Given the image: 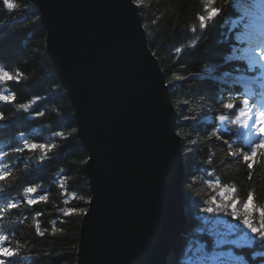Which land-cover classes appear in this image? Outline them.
<instances>
[{"label": "trees", "instance_id": "1", "mask_svg": "<svg viewBox=\"0 0 264 264\" xmlns=\"http://www.w3.org/2000/svg\"><path fill=\"white\" fill-rule=\"evenodd\" d=\"M132 1L139 9L150 50L164 73L178 116L177 133H180L186 171L183 206L187 225L166 264H186L197 244H205L207 248L213 246L209 223L224 216L203 211L205 206H210L213 197L219 199L221 189L214 183L210 187V181L219 178L221 184L235 187L236 198L242 203L253 193L254 206L264 208V154H261L264 150L257 153L254 166L249 169L242 158L230 154L249 149L237 142L236 124L225 123L223 131L215 118L219 114L217 101L221 96L239 98L243 92L234 81L242 79V74L248 70L249 61L242 51L243 43L239 42L248 34L241 31V26L232 29L231 24L234 19L248 17L251 6L245 0H214V3L209 0ZM14 2L18 7L10 11L0 0V66L7 65L9 71L25 73L19 85L8 86L17 101L27 102L37 96L45 99L29 112L7 111L5 121L0 122V141L9 146L8 162L12 166L11 177L3 188L6 195L20 201L23 188L31 182L48 195V200L31 208L21 202L10 218L5 214L4 225L13 231L11 242L14 247L18 246V257L26 259L21 264H77L80 229L89 204L80 197L91 200L85 168L88 154L77 136L69 96L47 55V33L38 10L30 0ZM206 6L218 8L220 12L205 29L200 27L197 17L208 14ZM193 26L195 33L191 32ZM189 37L196 44L194 49L184 47ZM177 48L183 51L177 52ZM200 74H210L220 80L199 78ZM3 107L12 109L15 106L5 104ZM35 109L45 115L35 117L31 114ZM217 129L219 140L211 136ZM58 131H63L68 139L56 137L54 133ZM23 137L35 143H56L58 147L49 153L51 158L41 164L39 151L16 152ZM224 140L232 148L224 144ZM58 181L64 183V190ZM242 203L238 205L241 214ZM3 206L4 201L1 208ZM70 208L80 211L65 216L63 213ZM37 211L41 213L39 217ZM259 219L256 213L257 225ZM37 222L41 230L47 229L44 236L36 234ZM233 251L248 264L264 263V242L257 235L251 247H234Z\"/></svg>", "mask_w": 264, "mask_h": 264}, {"label": "water", "instance_id": "2", "mask_svg": "<svg viewBox=\"0 0 264 264\" xmlns=\"http://www.w3.org/2000/svg\"><path fill=\"white\" fill-rule=\"evenodd\" d=\"M68 94L91 203L77 264H166L187 225L177 112L132 0H30Z\"/></svg>", "mask_w": 264, "mask_h": 264}, {"label": "snow or ice", "instance_id": "3", "mask_svg": "<svg viewBox=\"0 0 264 264\" xmlns=\"http://www.w3.org/2000/svg\"><path fill=\"white\" fill-rule=\"evenodd\" d=\"M210 3H214V0H209ZM261 3L264 4V0H261ZM3 6L10 11L17 9L18 5L14 0H3ZM251 6V5H250ZM205 11L207 15H200L197 19L200 22L201 28H207L208 22L215 19L219 15L220 9L215 7H207ZM177 52L183 51V49L177 48ZM249 64H255L257 61L264 63V38L260 39L259 42L254 43L249 49ZM25 73L15 70L9 71L7 65L0 66V88L4 86L19 85L24 78ZM41 99L44 97H34L27 102L17 101L16 95L8 91H0V122L5 121L6 112L9 110L29 112L30 109H33L34 105H37ZM185 105L187 101L183 102ZM13 105L12 109L3 107V105ZM217 108L219 109V114L216 115V119L221 123V125L236 124L242 129H252L254 128L255 134L264 137V103L259 107L250 102L249 98L245 96L242 99L221 96L217 101ZM35 117H42L45 115L44 112L35 109L31 112ZM232 117H235L233 120ZM54 135L59 137L62 140L68 139L67 135L63 131L55 132ZM180 135V133H177ZM211 136L217 140L221 139L219 129L213 131ZM224 144L228 145L229 148H232V145L229 144L227 140L223 141ZM251 147L247 150H241L239 152L232 151L230 154L234 157H240L243 159L246 166L251 169L254 166L255 157L258 152L264 150V139H258L254 143L249 140ZM58 147L56 143H28L25 142L23 147H17L16 152H21L23 150L28 151H39V163L44 164L46 160L50 159L49 153L55 150ZM239 147V146H237ZM261 154H264L262 152ZM86 162V161H85ZM211 163V161H209ZM47 166V165H46ZM64 170L61 169V172ZM211 175V173H209ZM11 173L5 168L0 169V184H4L9 181ZM67 179V174L65 175ZM59 187L64 190V183L58 181ZM215 184L216 188L221 189L219 192V199L213 197L210 202V206H205L203 211L209 214H225L235 217L244 227H246L251 233L256 234L260 241L264 242V208L257 209L254 206V194L249 193L246 201L243 203L236 198L237 189L232 186H225L221 184L219 178H215L213 181L209 182V186ZM215 191V189H213ZM4 189L0 188V193H3ZM66 194V192H65ZM75 195V194H74ZM4 206L0 208V221L5 220V214H12L13 210H17L21 206V202L29 206L30 208L38 203L47 202L48 195L41 191L40 187L29 182L27 186L23 188V194L20 201H15L12 199L10 194L4 195ZM81 200H84L85 203H91L89 200H85L83 196L80 197ZM208 202H206L207 204ZM242 203L243 213L238 212V205ZM79 209L70 208L65 211L63 214L65 216H71L74 213L79 212ZM259 214V224L257 225L254 216ZM41 213L36 212V216L39 217ZM55 223V222H53ZM6 227V225H5ZM45 230L40 229L39 222L36 223L35 231L39 236H44ZM55 234V233H53ZM11 234H5L0 231V264H16V257L19 256L18 246L13 247L10 245L9 241Z\"/></svg>", "mask_w": 264, "mask_h": 264}, {"label": "rangeland", "instance_id": "4", "mask_svg": "<svg viewBox=\"0 0 264 264\" xmlns=\"http://www.w3.org/2000/svg\"><path fill=\"white\" fill-rule=\"evenodd\" d=\"M253 1L257 7H263L260 6L261 0ZM241 20L233 22V27H236ZM209 229L213 237V247L207 249L205 244H197L194 251L195 259L189 264H248L243 258L226 248L251 246L256 240V234L251 233L235 217L229 218V215L225 214L209 223Z\"/></svg>", "mask_w": 264, "mask_h": 264}, {"label": "clouds", "instance_id": "5", "mask_svg": "<svg viewBox=\"0 0 264 264\" xmlns=\"http://www.w3.org/2000/svg\"><path fill=\"white\" fill-rule=\"evenodd\" d=\"M191 32H192V33H195V32H196V27H195V26H193V27L191 28ZM184 47H185V48H192V49H194V48L196 47V44H195V42L193 41V38H192V37H189V42H185V43H184Z\"/></svg>", "mask_w": 264, "mask_h": 264}]
</instances>
